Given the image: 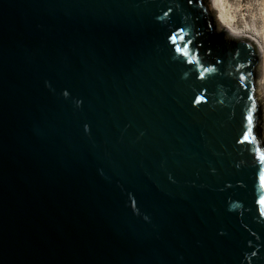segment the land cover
<instances>
[{
  "label": "water",
  "instance_id": "obj_1",
  "mask_svg": "<svg viewBox=\"0 0 264 264\" xmlns=\"http://www.w3.org/2000/svg\"><path fill=\"white\" fill-rule=\"evenodd\" d=\"M261 48L212 0H0V264H264Z\"/></svg>",
  "mask_w": 264,
  "mask_h": 264
},
{
  "label": "bare ground",
  "instance_id": "obj_2",
  "mask_svg": "<svg viewBox=\"0 0 264 264\" xmlns=\"http://www.w3.org/2000/svg\"><path fill=\"white\" fill-rule=\"evenodd\" d=\"M212 5L215 7L216 9V14H217V20L221 23H224L227 27L233 29V30H247L250 31L252 33H254L257 37V39L259 40L260 44H261V49L258 50L259 53V57L261 60V67H262V78L256 81V95H257V99H262V95L264 93V6L262 8V27H257L256 25H254V27H250V25L247 26H239L237 19L235 17V13L234 11L232 12L230 10V5L228 0H212ZM229 7V8H228ZM264 113V111H263ZM263 133V138H264V131ZM262 133L260 134L262 141Z\"/></svg>",
  "mask_w": 264,
  "mask_h": 264
},
{
  "label": "rangeland",
  "instance_id": "obj_3",
  "mask_svg": "<svg viewBox=\"0 0 264 264\" xmlns=\"http://www.w3.org/2000/svg\"><path fill=\"white\" fill-rule=\"evenodd\" d=\"M230 10L235 13L238 25L243 27L250 25V27H262V8L264 6V0H228ZM229 8V7H228ZM262 78L261 60L259 61L257 68V80ZM257 89V86H256ZM261 104V133L264 131V93L262 99H259ZM263 138V133H262ZM264 140V138H263Z\"/></svg>",
  "mask_w": 264,
  "mask_h": 264
},
{
  "label": "snow or ice",
  "instance_id": "obj_4",
  "mask_svg": "<svg viewBox=\"0 0 264 264\" xmlns=\"http://www.w3.org/2000/svg\"><path fill=\"white\" fill-rule=\"evenodd\" d=\"M189 2H191V0H189ZM244 78L243 77H241V80H243ZM249 99H251V97H249ZM250 117H251V109H249V122H251V119H250ZM261 159L262 160H264V157H261Z\"/></svg>",
  "mask_w": 264,
  "mask_h": 264
},
{
  "label": "trees",
  "instance_id": "obj_5",
  "mask_svg": "<svg viewBox=\"0 0 264 264\" xmlns=\"http://www.w3.org/2000/svg\"><path fill=\"white\" fill-rule=\"evenodd\" d=\"M264 143V141H262Z\"/></svg>",
  "mask_w": 264,
  "mask_h": 264
}]
</instances>
